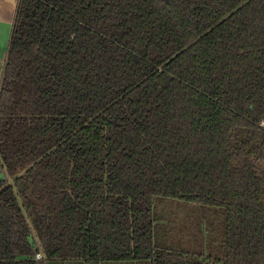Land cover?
I'll list each match as a JSON object with an SVG mask.
<instances>
[{"label": "trees", "instance_id": "obj_1", "mask_svg": "<svg viewBox=\"0 0 264 264\" xmlns=\"http://www.w3.org/2000/svg\"><path fill=\"white\" fill-rule=\"evenodd\" d=\"M0 161V264H264V0H18Z\"/></svg>", "mask_w": 264, "mask_h": 264}, {"label": "crops", "instance_id": "obj_2", "mask_svg": "<svg viewBox=\"0 0 264 264\" xmlns=\"http://www.w3.org/2000/svg\"><path fill=\"white\" fill-rule=\"evenodd\" d=\"M17 2L18 0H0V82L2 78L3 64L12 33ZM5 179H8V176L0 161V180H5ZM112 263L115 262H110L105 264H112ZM83 264H90V263H83ZM115 264H122V263H115Z\"/></svg>", "mask_w": 264, "mask_h": 264}, {"label": "rangeland", "instance_id": "obj_3", "mask_svg": "<svg viewBox=\"0 0 264 264\" xmlns=\"http://www.w3.org/2000/svg\"><path fill=\"white\" fill-rule=\"evenodd\" d=\"M158 200V199H157ZM156 200V203H157ZM160 201V200H158ZM172 200H168V199H161L162 203H159L158 205V209L157 212H163L165 215H167L168 217H170L171 214H173L172 218H178L180 216H185L191 214H196L197 211L200 210V207L198 205H192V204H177V202H171ZM156 212V211H155ZM79 262L76 260H70V261H52V262H47L46 264H78ZM122 264H131L128 262H120ZM83 264V263H82ZM115 264V263H112ZM133 264H138L137 262L133 263Z\"/></svg>", "mask_w": 264, "mask_h": 264}, {"label": "built area", "instance_id": "obj_4", "mask_svg": "<svg viewBox=\"0 0 264 264\" xmlns=\"http://www.w3.org/2000/svg\"><path fill=\"white\" fill-rule=\"evenodd\" d=\"M37 258H38V259L42 258V255H41V254H38V255H37Z\"/></svg>", "mask_w": 264, "mask_h": 264}]
</instances>
